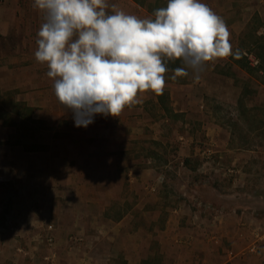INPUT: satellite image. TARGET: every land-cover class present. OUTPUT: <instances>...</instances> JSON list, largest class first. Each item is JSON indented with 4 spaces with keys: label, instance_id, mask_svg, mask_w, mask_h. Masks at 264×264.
Listing matches in <instances>:
<instances>
[{
    "label": "crops",
    "instance_id": "1",
    "mask_svg": "<svg viewBox=\"0 0 264 264\" xmlns=\"http://www.w3.org/2000/svg\"><path fill=\"white\" fill-rule=\"evenodd\" d=\"M151 1L112 0V5L115 4L117 10L142 19L153 18ZM201 2L221 16L227 25L233 24L229 26L233 31L242 17L258 15L264 19L263 0H255L252 5H248V0ZM21 14L19 7H16L12 22H3L2 18L0 34L4 36L11 32ZM42 19L43 14L39 13V19H33V25L40 27ZM230 28L229 33L232 31ZM242 30L243 27L235 33L239 34ZM17 57L20 58L19 55ZM15 61L22 66L18 69L22 78L19 80L18 76L10 73L13 82L9 83L15 89L24 87L22 96H26L27 100L22 101L28 102L27 106L32 109L33 123L46 121L50 137L41 145L33 135L28 141L20 138L19 142L13 143L10 137L17 133L18 126H8L0 119V262H15V258L23 259L27 255L35 260L52 258L60 254L56 250L57 242L64 239L66 249V240L85 244L107 237L111 241L123 238L131 242L127 248L118 245L117 249L118 254L124 256L126 264H264V136L258 134V131L264 130V126L257 127L255 136L245 140L246 144L261 146L255 151L230 150L228 146L242 144L243 140L238 142L232 132L213 124L206 125L209 148L203 152L193 149L192 144L197 143L193 136L178 138L183 141L181 146H192L188 148L187 157L190 158L199 159L206 155L208 159L217 153H229L231 163L222 175L227 178L229 186L225 192L217 193L218 203L200 201L198 197L193 208L184 204L183 207L171 209L165 218L164 229L158 233V246L154 254L149 234L142 239L139 231H126L132 219L130 214L120 215L117 221L112 218L108 221L100 218L98 221L97 216L89 215V208H100L98 216L102 217L103 212L118 203L115 200L117 193H123L125 188L132 195L134 186H126L124 181H120L123 178L128 177L129 182L137 177L146 180V175L156 172L154 166L139 170L132 166L136 141L141 137L139 134L145 131L149 133L137 117L138 114L146 115L148 93H140L139 102L126 108L119 117L96 114L87 127H76L73 113L65 109L54 94L53 81L47 76V66L38 63L35 57L27 60L22 56L21 62ZM211 64L231 65L249 77L229 56ZM248 65L254 68L252 62H248ZM14 73L17 75L18 72ZM168 74H165V80ZM169 75L174 73L170 72ZM183 89V86L166 84L164 92L172 98L175 91L184 92ZM152 97V103L166 114L157 95ZM184 98L185 95H182ZM216 146L220 148L215 151ZM124 160L128 164L121 166L119 162ZM116 183L122 189L116 188ZM143 185L141 188L153 191L154 187ZM215 191L213 189L212 192ZM128 199L125 200L126 204L122 201L119 205L139 207ZM90 229H94L95 233ZM45 238L55 241L51 250L43 247L41 240ZM141 239L144 248L137 252L136 241ZM10 240L24 244L28 249L16 244L14 249ZM83 244H79L78 248H67L70 258H78L76 264L87 262L88 253ZM153 255H157L158 262H145Z\"/></svg>",
    "mask_w": 264,
    "mask_h": 264
},
{
    "label": "rangeland",
    "instance_id": "2",
    "mask_svg": "<svg viewBox=\"0 0 264 264\" xmlns=\"http://www.w3.org/2000/svg\"><path fill=\"white\" fill-rule=\"evenodd\" d=\"M151 2L153 13L156 9L166 7L167 4V0H152ZM254 2L255 0H248V5H252ZM108 3L111 6L112 0H108ZM16 7H19L20 14L22 12L19 16L18 26L14 24L11 32L4 36L0 34V119L8 126H18L17 133L11 134V142L17 143L20 138L28 141L32 138L30 135H33L41 145L47 142L50 137L46 121L39 120L40 123H33L32 109L27 106L28 102L22 101V99L27 100L26 96H22L24 87L15 89L9 83L13 82L10 80L12 75L18 76L19 80L22 78V74L18 71L22 66L15 63V60L21 62L22 56H25L27 60L35 57L34 53L37 49L35 43L40 27L38 24L33 25V19H39V12L33 8V0H19V2L0 0V23L2 18H4L3 22L6 20L12 22ZM108 11H112L111 7ZM230 25H227L228 28ZM241 27L243 30L239 34L235 33ZM231 30L229 33L231 54L228 56L233 62L247 63L248 65L250 57L258 62L254 68L249 65L245 68L241 67L249 77L242 74L240 70L236 71L231 65H214V67L210 64L201 74L199 80L193 78L191 70H189L188 76H179L176 80L170 79L172 75H169V72L166 84L183 86L184 92L175 91V96L167 97L165 106L168 108V113L166 112V114L159 106L152 103L154 93L147 92L149 100L147 101L146 115L145 117L141 114L137 115L149 133L145 131L144 134H139L141 137L137 136L140 138H137L136 141V154L132 166L137 170L154 166L156 172L146 175V180L143 177L132 178V182H129L128 177L120 180L124 181L126 186L132 184L134 186L133 193L129 194L126 188L123 193H117L115 200L118 203H115L105 213L103 212L102 217L98 216L101 213L100 208H89V215L97 216L98 221L100 218L106 221L112 218L117 221L120 215L123 217L122 215L130 214L132 219L126 231L133 233L139 231L142 239L145 234H149L154 254L158 246V233L164 229L165 218L171 209H176L178 206L183 207L184 204L193 208L198 197L200 201L218 203L217 193L225 192L229 186L227 178L222 177L223 171L231 163L229 153H217L214 157L209 156L208 159L206 155H202L203 157H199V159L187 157L188 148L193 145V149H200V152L209 148L206 125L213 124L227 129L233 133L238 142L243 140L242 144L236 143L228 146L230 150L255 151L261 147L246 144L245 140L251 138L252 135L255 136L257 127L264 126V19L262 20L258 15L242 17L235 24V31ZM236 44L237 47H232ZM18 55L19 59H17ZM14 72H18L17 75ZM26 83L29 84L28 81ZM166 92L170 94V91L166 90ZM182 95H185L184 99H182ZM20 103L31 109L30 116L25 110L23 111L21 106H18ZM179 110L183 112L179 113ZM203 126L205 129H202ZM258 134L264 136V130L258 131ZM180 136L184 138L193 136L197 139V143L192 146H181L183 141L178 139ZM218 147H215V151L219 150L220 147ZM119 163L122 166L128 164V161L124 160ZM199 176H203V178H199ZM142 184H145L143 185L145 187H154L153 191L148 192L144 187L141 188ZM114 186L122 189L118 183ZM213 189L216 191L212 192ZM134 192H136L135 195H133ZM127 199L139 207H124L123 204H126L125 200ZM122 201L123 204L119 205ZM103 228L107 229L106 226ZM90 230L95 233L94 229ZM89 235L92 234L89 233ZM142 239L136 241L137 252L143 251ZM64 240L57 242L56 250L60 254L55 257L35 260L32 257L28 258L27 255L22 257L23 259L15 258V262L2 260L3 262L0 264H76L75 260L78 258H70L67 255V248H78V245L84 242L66 240L68 246L66 245L65 249ZM120 240L111 241L107 237H102L83 244L88 253L86 264H126L124 256L121 255L122 253L119 255L117 249L118 245L125 249L131 245V242L123 238ZM41 241L46 250H51L55 244V241L49 240V238ZM10 243L14 244V249L15 244L28 249L24 244L21 245L14 240H10ZM156 261L158 262V257L153 255L145 262Z\"/></svg>",
    "mask_w": 264,
    "mask_h": 264
},
{
    "label": "clouds",
    "instance_id": "3",
    "mask_svg": "<svg viewBox=\"0 0 264 264\" xmlns=\"http://www.w3.org/2000/svg\"><path fill=\"white\" fill-rule=\"evenodd\" d=\"M33 8L43 14L35 60L47 66L76 127H87L96 114L119 117L140 93L162 95L170 62L184 65L172 80L189 70L199 80L231 54L226 22L201 0H167L143 19L108 0H34Z\"/></svg>",
    "mask_w": 264,
    "mask_h": 264
},
{
    "label": "trees",
    "instance_id": "4",
    "mask_svg": "<svg viewBox=\"0 0 264 264\" xmlns=\"http://www.w3.org/2000/svg\"><path fill=\"white\" fill-rule=\"evenodd\" d=\"M238 64H239L241 67H243V68L248 67L247 63H246V64H242V63L238 62ZM183 66H184L183 63H182V61H180V60H176L175 62H170V63L168 64V68H169V71H168V72H172V73H174L173 70H174L175 68H177V67H183ZM168 72H167V73H168ZM157 98H158V100H159V103L162 105V107H163V108L165 109V111L168 113V109H167L166 107H164V106H165V101L167 100L166 93L163 92L162 95H157ZM18 106H21L22 109H23V111L25 110V111L27 112V115L30 116V114H31V109H30V108H27L26 105H24V104H22V103H20ZM186 163H187V162H186Z\"/></svg>",
    "mask_w": 264,
    "mask_h": 264
},
{
    "label": "built area",
    "instance_id": "5",
    "mask_svg": "<svg viewBox=\"0 0 264 264\" xmlns=\"http://www.w3.org/2000/svg\"><path fill=\"white\" fill-rule=\"evenodd\" d=\"M249 60H250V62H252L253 65H257V61L256 60L251 59V57L249 58ZM49 240H51V239L49 238Z\"/></svg>",
    "mask_w": 264,
    "mask_h": 264
}]
</instances>
